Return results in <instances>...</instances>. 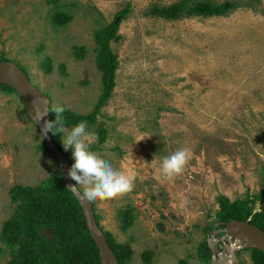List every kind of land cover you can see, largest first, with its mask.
Returning a JSON list of instances; mask_svg holds the SVG:
<instances>
[{"label": "rangeland", "instance_id": "1", "mask_svg": "<svg viewBox=\"0 0 264 264\" xmlns=\"http://www.w3.org/2000/svg\"><path fill=\"white\" fill-rule=\"evenodd\" d=\"M179 1H131L121 38L111 42L119 61L116 87L97 124H87L98 138L91 150L99 141L96 128L104 127L107 141L94 152L134 178L130 193L93 202L102 231L131 246L130 264H144L145 252L152 253L151 264H203V241L223 246L219 235L205 231L216 227L218 199L244 200L264 187V0L252 6L193 0L235 3L225 16L151 14ZM127 4L0 0V63L22 67L51 105L92 113L102 91L95 34ZM56 12L72 20L56 27ZM23 109L17 92L0 88V236L16 208L10 190L36 186L59 168L51 153L38 150L43 138ZM182 147L190 149V159L168 179L159 170L161 158ZM255 209L264 210V203ZM125 211L131 217L126 230ZM0 250V264H8L12 251L1 237ZM237 255L241 264H253L250 248Z\"/></svg>", "mask_w": 264, "mask_h": 264}, {"label": "trees", "instance_id": "2", "mask_svg": "<svg viewBox=\"0 0 264 264\" xmlns=\"http://www.w3.org/2000/svg\"><path fill=\"white\" fill-rule=\"evenodd\" d=\"M131 1L114 20L95 34L97 59L96 65L101 72L102 91L92 113L80 115L67 110L64 113L66 126L78 125L86 122L96 125L101 108L112 97L116 87V74L119 69L118 56L111 49V42H118L119 26L131 12ZM259 0H241L242 6H252ZM253 2V3H252ZM232 2L215 4L209 1L181 0L168 7H154L151 14L168 20H179L183 17H214L225 16L236 9ZM72 17L64 12H56L52 23L56 27L67 25ZM17 65L15 62H8ZM19 66V65H18ZM22 69V67L19 66ZM25 72V71H24ZM0 88L8 93L16 91L0 83ZM23 112L26 111L23 109ZM55 113L51 112L50 121H55ZM99 136L97 147L92 151L102 150L107 141V129L97 127ZM52 135L56 146L69 159L70 151L65 152L61 142V134ZM39 151L46 150L43 142L38 146ZM56 162V161H55ZM57 163V162H56ZM264 174V167H263ZM10 197L16 208L12 216L5 221L1 240L12 251V259L8 264H102L100 251L92 240L86 225L83 209L75 195L65 186L59 168L36 186L15 185L10 190ZM264 203V187L262 191L251 198L232 202L226 197L218 199L219 209L216 213V224L219 228L225 227L230 221H249L252 225L264 232V210L256 211L257 203ZM94 210L95 204L92 202ZM128 212H122L123 229H128L131 217ZM96 221L100 226L101 216L95 211ZM207 230V231H206ZM211 227L205 229L208 233ZM107 242L120 264H130L133 250L129 244H120L114 237L104 232ZM253 264H264V253L251 249ZM1 255V250H0ZM211 250L207 241L199 246V259L203 264L211 260ZM144 264L152 263V253L142 254Z\"/></svg>", "mask_w": 264, "mask_h": 264}, {"label": "water", "instance_id": "3", "mask_svg": "<svg viewBox=\"0 0 264 264\" xmlns=\"http://www.w3.org/2000/svg\"><path fill=\"white\" fill-rule=\"evenodd\" d=\"M0 83L13 88L17 92L23 102L28 118L35 124L42 136L44 122L39 120L37 113L51 106L50 99L29 80L19 67L7 62L0 63ZM50 114L51 112L44 117L45 121H50ZM42 138L48 151L59 165V171L65 186L75 195L83 209L87 228L100 251L102 264H120L114 256L104 232L96 221L92 202L84 199L79 189L75 190L70 187L75 183L68 177V170L72 166L70 160L56 146L51 132L46 136H42ZM219 234H222L220 240L223 246L219 250L216 244L209 242L212 257L211 262L208 264H241L237 255L240 248L257 249L264 253V232L248 221L232 220L226 225L225 229L214 232L215 236ZM240 243L244 244L243 247L239 245Z\"/></svg>", "mask_w": 264, "mask_h": 264}, {"label": "clouds", "instance_id": "4", "mask_svg": "<svg viewBox=\"0 0 264 264\" xmlns=\"http://www.w3.org/2000/svg\"><path fill=\"white\" fill-rule=\"evenodd\" d=\"M67 110L65 106L55 104L37 113V116L44 122L42 136H46L49 132L53 135L59 133L64 151L72 150L74 163L68 170V177L75 183L70 187L75 190L82 188L83 198L90 202H105L130 193L134 188V178L118 170L110 160L91 150V145L98 138L94 132L88 130L86 122L71 128L66 127L64 113ZM49 112L55 113V121L44 120ZM190 156V149L179 148L161 158L159 170L166 178L172 179L182 173ZM219 226L216 224L212 232L226 227L219 228ZM221 236L222 234H219L220 239Z\"/></svg>", "mask_w": 264, "mask_h": 264}]
</instances>
